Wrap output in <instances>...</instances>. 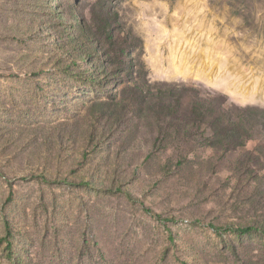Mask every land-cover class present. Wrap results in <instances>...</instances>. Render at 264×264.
Masks as SVG:
<instances>
[{"label":"rangeland","instance_id":"rangeland-1","mask_svg":"<svg viewBox=\"0 0 264 264\" xmlns=\"http://www.w3.org/2000/svg\"><path fill=\"white\" fill-rule=\"evenodd\" d=\"M111 28L140 88L171 85L184 113L208 100L239 130L211 148L224 124L206 121L157 152L132 85L75 48ZM96 101L109 116H92ZM258 219L264 0H0V264H264V234L229 230Z\"/></svg>","mask_w":264,"mask_h":264},{"label":"trees","instance_id":"trees-1","mask_svg":"<svg viewBox=\"0 0 264 264\" xmlns=\"http://www.w3.org/2000/svg\"><path fill=\"white\" fill-rule=\"evenodd\" d=\"M107 24L111 26V23L107 22ZM82 37L86 40V44H78L75 43V48L81 50L83 52L82 58L88 63L94 56L98 58L100 62L103 63L100 73L105 72L106 78H116L118 83L126 81L133 87V91L139 96L135 97V99L140 98L143 102V114H147L146 119H153L157 124L158 135L154 139V149L157 152H160L162 149V144H165L168 141L173 140L174 137L181 136L184 140V143H188V139H193L192 132L197 129H201L204 122L210 121V125L216 124V122L224 124L223 126L217 125L214 129L210 128L211 134L205 138L206 145L215 148L217 146L216 139L218 138V132L222 133V131H238L241 125V121L236 118L232 120L225 119L226 110L224 108L215 109L211 104H209L208 100L202 99L195 103L190 113H184L183 101L180 100L177 89L173 88L171 85H154L152 86L149 81L144 77L143 78V89L140 88L138 81L136 79L129 78V74L127 72V65H130L129 62L132 61V53L128 49V47L124 46L119 42L117 48L114 51H110L107 49L106 45L108 43L118 42L117 30L111 28L108 34L107 41H103V39L98 34L87 33L86 29H83ZM89 32V31H88ZM74 38V37H73ZM74 40V39H73ZM125 41V40H124ZM88 45L90 47H88ZM114 53V56L112 55ZM145 71L143 76L145 75ZM126 75V76H125ZM133 83V84H132ZM112 97V96H111ZM109 105L108 107H105ZM110 103L107 101H96L92 104L90 112L92 116L96 117V114H100L103 117H107L110 114L109 111ZM113 108V107H111ZM158 108V109H157ZM144 118V117H143ZM213 120V121H212ZM234 130H232V128ZM92 137H98V133L93 130L91 133ZM224 139L221 140L223 142ZM160 143V146L158 145ZM223 145V143H222ZM161 149V150H160ZM84 155H87L85 153ZM180 164L183 162L180 161ZM66 182H70L65 180ZM81 185H90L89 181H82ZM119 192L125 193L129 198L139 202L140 200L137 198H133L132 195L128 192H124L122 189H117ZM142 203V202H140ZM143 205V203H142ZM145 210L156 217L158 220L166 221L161 215L155 213L149 207H145ZM256 221L254 224L248 226L235 225L229 230L236 233L237 235H251L255 233L264 234V223L260 221ZM6 227L8 233L10 234V225L6 223ZM212 228L216 230V232H220L223 230L222 227H217L216 225H211ZM7 235V240L9 248H11V241L9 240Z\"/></svg>","mask_w":264,"mask_h":264}]
</instances>
